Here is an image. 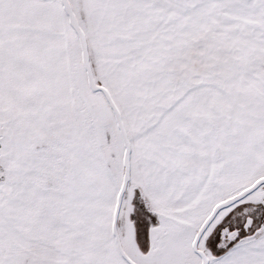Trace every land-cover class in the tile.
I'll list each match as a JSON object with an SVG mask.
<instances>
[{
    "label": "snow or ice",
    "instance_id": "snow-or-ice-1",
    "mask_svg": "<svg viewBox=\"0 0 264 264\" xmlns=\"http://www.w3.org/2000/svg\"><path fill=\"white\" fill-rule=\"evenodd\" d=\"M0 264H264V0H0Z\"/></svg>",
    "mask_w": 264,
    "mask_h": 264
}]
</instances>
